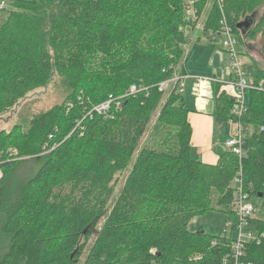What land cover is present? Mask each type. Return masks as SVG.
<instances>
[{
  "label": "trees",
  "instance_id": "16d2710c",
  "mask_svg": "<svg viewBox=\"0 0 264 264\" xmlns=\"http://www.w3.org/2000/svg\"><path fill=\"white\" fill-rule=\"evenodd\" d=\"M10 1L0 29V114L54 72L70 94L28 128L0 130V264H235L232 236L190 224L214 208V192L233 218L242 171L260 201L250 220L264 233V90L247 92L242 164L225 147L215 148L216 164L194 158L184 93L159 90L177 76L187 28L197 24L186 11L191 0ZM220 1L193 0L205 32L218 33L222 8L246 42L264 34V13L254 11L264 0ZM251 81L264 88V68ZM110 98L108 113L89 115ZM234 103L218 84V123L239 120ZM240 260L264 264V238L246 244Z\"/></svg>",
  "mask_w": 264,
  "mask_h": 264
},
{
  "label": "rangeland",
  "instance_id": "374dc122",
  "mask_svg": "<svg viewBox=\"0 0 264 264\" xmlns=\"http://www.w3.org/2000/svg\"><path fill=\"white\" fill-rule=\"evenodd\" d=\"M13 1L14 0H12V2ZM216 1L218 5L221 2L220 0H216ZM12 2H11V5H12ZM193 5L194 4L191 2H187L186 11L188 15H189V12L193 10ZM12 9H13L12 7H9L8 10H5V9L0 10V29L2 25L5 23V21L8 19L9 11H11ZM254 11H259L258 17L262 16L264 13V4L261 6H258L256 9H254ZM194 20L197 21V24L195 26H191V25L188 26L187 28L188 30L186 31V40H187V43H191L194 40L193 33L201 32L200 33L201 43L195 44V46L191 50H189V54L187 53L189 60L187 62L188 65H187L186 72H190V73H187L189 78L194 77L195 80L191 78L192 82L201 83L198 80L205 81L206 82L205 85L206 87H208L206 91H208L209 93V91L211 90V87L213 91V87H214L213 84L215 81V79L213 78L215 75L213 73L212 68H207V69H211V70H207L204 68V66L201 63H204L205 61H207L208 56L211 55V60L216 61V63H218L216 64L217 68H219L220 71L222 70L224 72V76H222L221 79L229 81L230 76L227 79L226 75L229 73L231 60H229V64L226 65L225 67L224 62H226V58H227L226 53L218 48L213 49L211 47L210 48L207 47V45L210 44L211 41H213L216 46L220 45L223 37L220 36L219 34L220 31H218L219 35L216 33H213L212 31H209V32L204 31L205 23H206V15L204 14L200 16L197 15L196 17H194ZM235 37L238 40L237 50L240 53V59L243 62L247 77L249 80H252L253 76L257 73V66L264 68V34L260 32L256 39L248 41V42H246L243 39V37L238 34H235ZM205 47H207L208 49H205ZM215 50L218 55L216 56V58H214L213 56L214 54H216ZM177 77H183V76L177 75ZM199 77H202V78H199ZM180 84L181 85L183 84V86L185 85L184 82L182 83V80L180 81ZM185 88L187 89V93L184 94L185 98L187 96H192V95L197 98L200 97L201 93H194L191 91L192 85L190 87L188 86ZM168 91L169 89L165 92H168ZM69 94H70V90L67 86V80L63 78L62 76H60L57 72H54L50 80L47 83L34 88L24 98L19 100L12 109H10L9 111L3 114H0V130L9 131L16 124H23L25 128H28L30 125V122L34 118L39 116L44 111H47L48 109L52 108L53 106L62 104L66 100L67 95ZM209 97L210 96L208 95L204 96L205 100ZM106 101H104L103 103H105ZM193 106L195 107H189V109L192 108V110L197 111L198 107L196 105H193ZM223 125L225 127V130L234 129L233 125H231L230 123H224ZM144 141L146 142V138L142 139V142ZM198 148L199 146H196L197 150ZM200 148H204V147L201 146ZM198 155L194 150V156H195L194 158H196L197 160H199ZM25 168L19 169L17 173H22L23 171H25ZM128 172L129 170L120 174L119 181L116 185V190L113 195V200H115L116 197L121 192L124 186V183H125L126 174H128ZM253 202L255 203L257 209H259L260 201L257 198H253ZM211 206L214 207L212 210L192 220L190 224V229L192 231L197 232L199 229L203 228L204 232L206 231L207 233L212 234V235H223L227 231L226 214L222 212L221 210H219L217 192L213 193ZM234 234H237V233H234ZM244 235H246V231Z\"/></svg>",
  "mask_w": 264,
  "mask_h": 264
},
{
  "label": "built area",
  "instance_id": "2783aa9c",
  "mask_svg": "<svg viewBox=\"0 0 264 264\" xmlns=\"http://www.w3.org/2000/svg\"><path fill=\"white\" fill-rule=\"evenodd\" d=\"M8 1L9 0H0V10H6V8H8ZM190 2L193 3V0ZM221 11L222 18L220 21L221 27L219 30L220 36L223 37L221 40V46L226 52H228L230 56L233 79L230 80L228 84L234 88L235 92L232 93L235 103L232 107L231 114L233 115L234 119H239L238 121L232 120L229 122L235 127V132L233 136L227 140L226 147L240 159V164H242L244 157V143L247 136L246 129L248 128L243 124L241 118L248 111L247 92L250 89L264 90V88L262 84L255 86L252 81L248 79L243 62L240 59V53L237 50L238 40L235 37L232 27L228 24L226 15L222 8ZM189 16L193 20L194 17L197 16V10L194 8V5L193 10L189 12ZM183 78L184 77L176 76L170 80L163 81L159 85V90L164 92L169 89V91L174 90L175 94L184 93V86L183 84H180V81ZM178 86L180 87L178 88ZM137 91V86H132L130 89L131 93H135ZM113 103L114 99L110 98L105 103L96 106L94 110L89 113V115L92 113L104 115L110 111ZM120 104L121 103L118 102L117 106ZM3 177L4 173L0 168V180ZM232 187L234 190V197L231 204L233 218H230L226 221L227 231L224 234L229 237L232 236L235 240L233 243V261L235 264H243V262L241 263L240 259L243 257L246 244L256 241L259 244L261 239L264 238V233H259V231H257L252 225V221L250 220L254 215H256L258 209L253 202L251 193L245 189L242 171H240L234 178ZM245 231L246 235H244ZM223 264H228V261L225 259Z\"/></svg>",
  "mask_w": 264,
  "mask_h": 264
},
{
  "label": "crops",
  "instance_id": "0c3cea01",
  "mask_svg": "<svg viewBox=\"0 0 264 264\" xmlns=\"http://www.w3.org/2000/svg\"><path fill=\"white\" fill-rule=\"evenodd\" d=\"M200 33L201 32H194V40L191 43H187L185 46V57L183 59V61L181 62L180 66L178 67L176 74L183 76V81L184 82V89H185V93H187V89L185 87H190L192 85V92L194 93H201L200 97H195V96H187L185 98V102L186 105L189 107H195L193 105H196L198 107L197 111L192 110V108H190V113H189V121L190 124L192 126V153L194 156V150L197 153V155L199 156V160L205 162V163H209V164H216L219 160V156L218 154L215 152V148L217 147H226V142L229 138H231L235 132V127L233 130L231 129H226L224 127V123L220 124L216 121L214 113H215V91H216V86L219 84V89L220 91H227L229 93H234V88L228 84V82L230 80L233 79V73H232V69H231V64H230V70L229 73L226 75L227 79L230 76V80H222L221 77L224 76V72L219 68H217L216 61H212L211 60V55L208 56L207 61H205L204 63H201L205 69L207 68H212L213 69V73H214V84H213V91H212V87L211 90L206 91L208 87H206V82L203 80H198L199 82H192L191 78H189L187 73L190 72H186L187 71V65H188V56L187 53L189 54V50H191L195 44H200ZM218 34V33H217ZM219 35V34H218ZM212 39V38H211ZM214 42L211 41L210 44L207 45L208 48H210V45H212ZM207 47H205V49H208ZM211 48L213 49H221L222 51H224L227 55L226 58V62H224V66L226 67V65L229 64V60H230V56L228 54V52H226L221 44L216 46L215 44L213 46H211ZM204 49V48H203ZM215 53L213 56L214 58H216L217 52L215 50ZM228 59V61H227ZM207 70H211V69H207ZM221 72V73H220ZM202 78V77H199ZM193 80L194 77L192 78ZM208 95L210 96L209 98H207L205 100L204 96ZM228 123V122H227ZM232 125V124H231ZM214 144V145H213ZM196 146H199L198 150L196 149ZM201 146H203L204 148H200ZM214 147V148H212ZM195 157V156H194Z\"/></svg>",
  "mask_w": 264,
  "mask_h": 264
},
{
  "label": "bare ground",
  "instance_id": "6f19581e",
  "mask_svg": "<svg viewBox=\"0 0 264 264\" xmlns=\"http://www.w3.org/2000/svg\"><path fill=\"white\" fill-rule=\"evenodd\" d=\"M220 86V85H219ZM232 211V210H231Z\"/></svg>",
  "mask_w": 264,
  "mask_h": 264
}]
</instances>
